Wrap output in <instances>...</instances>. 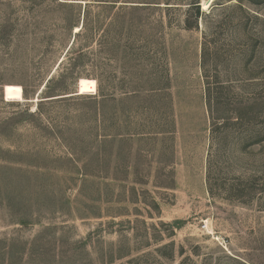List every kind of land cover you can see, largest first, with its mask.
<instances>
[{
  "label": "rangeland",
  "instance_id": "1",
  "mask_svg": "<svg viewBox=\"0 0 264 264\" xmlns=\"http://www.w3.org/2000/svg\"><path fill=\"white\" fill-rule=\"evenodd\" d=\"M0 264H264V0H0Z\"/></svg>",
  "mask_w": 264,
  "mask_h": 264
},
{
  "label": "bare ground",
  "instance_id": "2",
  "mask_svg": "<svg viewBox=\"0 0 264 264\" xmlns=\"http://www.w3.org/2000/svg\"><path fill=\"white\" fill-rule=\"evenodd\" d=\"M206 7V6H205ZM76 31H78V29H76Z\"/></svg>",
  "mask_w": 264,
  "mask_h": 264
}]
</instances>
